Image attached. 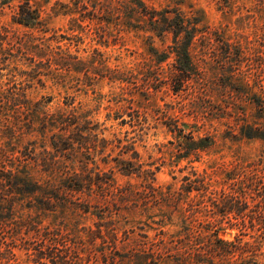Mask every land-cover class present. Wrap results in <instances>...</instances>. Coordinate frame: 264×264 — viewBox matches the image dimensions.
<instances>
[{
    "label": "rangeland",
    "instance_id": "374dc122",
    "mask_svg": "<svg viewBox=\"0 0 264 264\" xmlns=\"http://www.w3.org/2000/svg\"><path fill=\"white\" fill-rule=\"evenodd\" d=\"M31 1L46 22L48 36L54 42L60 40L61 46L68 47L66 50L72 56L92 59L101 69L102 77L99 76V81L93 86L86 87L82 85L83 80L79 82L66 75L50 73L49 76L42 77V82L21 75L23 71L32 70L28 67H33L40 60L46 61L50 56L41 57L34 48V52L28 51L16 44V38L32 35L31 31L12 21V8H0V30L6 31L9 35L6 43H10L4 45L8 54L0 60V188H3L0 190V215L6 218L3 222L0 220V247L3 242L5 244L2 247L4 256L1 257L0 264H38L33 249H39L41 240L33 232L30 234L28 230L32 227L23 229L15 241L12 239L11 225L16 219L28 216L41 223L51 234L59 230L61 242L57 246L53 245L50 252L67 257L69 264H97L98 261L99 264H110L114 257L126 255L136 247L147 249L151 246L150 240L145 238L146 233L155 242L162 239L163 230L170 237L186 235L184 227L193 221L206 224L222 223L225 230L219 233L220 238L255 243L256 238L263 234L262 230L256 228L252 231L248 227L240 226L244 222L251 225L252 221L264 217V203L260 205L254 193L246 199H236L231 207L232 212L227 215L217 214L211 201L218 198L219 192L224 191L229 195L234 192L235 186L227 184L224 180L225 168L231 169L238 164L249 166L264 158L262 141L241 138L238 133V124L245 121L261 123L264 126V118H259L254 104L256 98L253 95L264 96V65L259 67L255 62L258 52L264 59V0H144L148 5L157 8H176L178 5L186 13L195 10L202 14L207 30L205 36L196 40L193 56L203 70V78L190 81L179 97L172 92L170 95L165 93V89L149 96L146 90L147 82L143 77L132 78L125 75L124 80L129 81L131 92L138 93L134 94V98L128 94L130 90L123 91L111 82L115 74L110 71L116 65L131 69L139 62L147 60L150 56L149 45L145 33H119L118 26L104 23L110 19L109 14L118 13L121 8L120 0ZM114 20L117 22V19ZM217 32L225 40L242 47L247 55V61L235 69L237 76L232 87L243 85L245 88H252L248 97L243 98L229 90H217L222 81L217 79L214 71L223 67V60L217 49V37H220L215 34ZM35 35L38 33L35 32ZM35 42L42 44L39 40ZM170 44L171 40L164 43L155 39L153 42V46L160 51L167 50ZM163 67L168 66L164 64ZM14 83L22 84L28 100L41 101L43 107L40 109L48 113L67 110L69 104H66L70 102V97L75 98V105L71 107H78L80 112L84 113V118L90 124L88 126L95 137L98 140L103 139L102 143H97L94 155L84 151L85 158L92 159L95 163L94 172L102 174V179H115L114 187L130 188L140 198L151 197L147 209L163 206L157 203L158 197L170 199L171 207L164 206V211H144L146 209L142 203L137 207L132 205V202L126 203L122 210L125 225L118 231V241L116 244L107 241L109 245L103 241L102 249H105L107 256L99 255L97 251L101 249L92 241H87L91 228L97 229L96 222L100 221L97 217H82L75 212L64 217L57 208L43 214L28 209L33 205L34 195H21L16 190L6 188L1 183L2 175L21 165V170L28 171L38 181H44L45 168L36 160L44 156L54 158L55 155L50 153L53 152L49 146L51 128L45 127L42 112H39L38 116L32 110L36 109L34 107L27 109L8 106L3 98V93L13 91ZM166 84L167 82H164L161 86ZM120 100L123 102L119 103ZM209 107H215L218 111H210ZM173 120L178 121L180 125L187 123L189 129L193 126L198 131L196 136L203 137L210 133L215 137V146L208 153L202 154V161L194 163V168L183 170L187 165L186 161L181 162L180 166L170 168L164 164L161 166L162 160H158L162 157V152L172 148L168 145L172 137L164 125L172 123ZM139 126L149 129L143 132L135 130ZM117 139L125 146L132 143L135 150L131 151V147L116 148L113 152V145L119 146L115 141ZM104 140L107 143L103 142ZM128 151V155L120 157ZM132 153L133 157H140V163H153L151 170L155 171V174L149 178L145 175L146 180L137 175H122L119 168L114 169L119 158L132 159ZM65 168L66 166L61 167L62 170ZM251 170L247 169V172ZM112 171L115 175L111 178ZM205 172L208 191L194 197L183 195L188 182L196 179L197 173ZM245 174L241 173L236 180L241 182ZM147 182L154 185L157 193L148 190ZM102 186L105 191L107 185ZM93 196L95 199L91 200V211L95 214L101 211L108 213L107 200L102 199L100 194ZM181 198L184 199L182 203ZM142 211L144 213H141ZM158 221L161 222L157 223ZM2 223H5V233L2 232ZM108 232L114 235L112 230ZM57 233L56 231L55 234ZM8 246L12 247V254L9 253ZM66 250H70L69 255L65 254ZM257 255L264 264V245L259 247ZM42 264H51L50 259L43 260ZM119 264L132 263L127 259Z\"/></svg>",
    "mask_w": 264,
    "mask_h": 264
},
{
    "label": "trees",
    "instance_id": "16d2710c",
    "mask_svg": "<svg viewBox=\"0 0 264 264\" xmlns=\"http://www.w3.org/2000/svg\"><path fill=\"white\" fill-rule=\"evenodd\" d=\"M121 8L118 13L109 14V18L104 21L105 24L118 26L119 33L123 32H135L137 34L145 33L147 35V41L149 45V58L147 60L139 62L135 67L131 69L121 68L116 65L112 71L115 77L112 79V83L118 86L121 90H130L128 93L132 98L135 97L131 92L129 81L124 80V76L130 77H143L147 82V94L150 96L153 93H175L178 97L188 87L190 81H197L202 79L203 70L196 62L193 56V48L196 40L205 36L207 27L204 22V17L199 11L192 10L189 13L181 10L180 7L172 8L171 6L165 8H157L150 6L144 2V0H120ZM6 7L13 9L12 21L31 31L32 35L27 37L16 38V44L23 47L28 51L38 53L41 57L50 56L46 61L40 60L38 64H35L30 71H23L21 75L27 76L31 80H37L42 82L43 76H49V74H57L71 77L79 82L83 80L82 85L88 87L93 86L95 82L99 81L101 75V69L92 62V59H81L79 57L72 56L67 48L61 46V41L54 40L48 36L49 29L46 22L41 15L39 9H37L31 0H0V8ZM117 19V22L114 19ZM114 20V22L112 21ZM117 29V28H116ZM35 32L38 35H35ZM220 36L217 37V49L221 57L222 66L215 69L214 73L221 84H218L217 90H229L232 93L239 94L243 98L250 96L252 88H245L243 85L239 87H232L235 85L233 80L236 78V67H241L246 60V53L242 47H239L236 43L225 40L218 32L215 33ZM9 35L6 31L0 30V60L8 53L4 47L8 42ZM39 37V39H37ZM155 39L166 43L171 40V44L167 46V50L160 51L153 42ZM41 41L42 44L38 45L35 41ZM216 40V39H215ZM33 46V47H32ZM67 53H66V52ZM69 53V54H68ZM10 54V53H9ZM257 58L255 62L259 67L264 65V59L258 52L255 56ZM169 61H171L169 63ZM167 64V68L163 65ZM1 65V62H0ZM89 65V66H88ZM88 67V69H87ZM221 79V80H220ZM167 82L166 86H161L162 83ZM161 83V84H160ZM12 92L3 93L4 99L8 106L11 107H34L32 109L39 116V112L43 116V122L46 128H51V143L50 148L53 150L54 158H48L46 156L38 158L36 162L39 165L44 166V174L46 179L44 181H38L34 179L28 171H23L19 166L13 168L6 175H2L1 183L9 187L10 190H16L21 195L30 194L34 195L33 205L28 208L30 210H37L39 213L50 211L52 208H57L61 211L64 217L72 215V213L81 214L82 217L93 215L100 221L96 222L97 229L91 228L89 240L92 241L97 248L101 249L99 255L107 256L103 241L107 244V241H112L116 244L118 241V231L121 230L123 224L122 210L126 203L132 202V205L143 204L144 211L150 210H163L164 206L171 207L172 201L170 199H164L158 197V202L163 206L153 209H147L148 203L151 197L140 198L136 193L134 194L130 188L114 187L115 179L109 181L108 179H102L103 176L100 173L94 172V164L92 159H87L84 156L86 150L88 154L94 155L97 149V143H102V140H98L95 137L90 125L84 118V113L80 112L78 107H71L75 105V98L70 97V102L67 103L68 109L58 111L54 113H48L40 109L43 107L41 101L32 102L28 100L25 89L22 84L14 83ZM167 93V94H168ZM256 98L254 102L259 118H264V96L253 94ZM124 100V99H123ZM120 100V102H123ZM210 111H218L215 107H209ZM33 117V116H32ZM34 121V119H32ZM32 121V123H33ZM171 135L172 140L168 145L172 148H167L162 152V157L158 159L165 166L174 168L180 166L183 161L187 162V165L183 168H194L192 165L196 162L202 161V154L208 153L216 144L215 137L210 133L206 136H196L197 130L189 129L187 123L180 125L176 120L172 123L164 125ZM238 133L241 138L248 140H260L264 143V126L261 123H249L247 121L238 124ZM148 130L145 126H139L137 131L143 132ZM146 134V133H145ZM119 143V146L113 145L112 151L116 148L130 147L135 150V146L131 143L129 146L123 145L122 141L115 140ZM107 143L105 140L103 141ZM45 152L48 153V151ZM44 152V153H45ZM49 153V154H50ZM129 151L122 156L128 155ZM114 169L119 168L122 175L131 177L137 175L138 177L148 178L155 174V171L151 169L154 167L153 163L143 164L140 163V157L137 155L132 159L119 158ZM61 169V167H65ZM76 167H79L77 169ZM144 167H150L144 170ZM247 169H252L249 173ZM241 173H246L243 176L241 182L237 181V176ZM114 171H112L111 178L114 177ZM104 177V176H103ZM202 179V180H200ZM206 172L204 174L197 173V178L188 182L186 188L183 191V195L191 197L197 196L199 193L208 191ZM227 184L234 187L232 195L226 192H219L211 202L217 214L227 215L231 211L233 202L240 199H246L250 194L254 193L260 205L264 203V158H260L257 162L251 163L249 166L235 165L231 169L225 168V178ZM188 181V180H186ZM103 184L107 185V189L103 191ZM97 185V187H96ZM147 187L150 192L157 193L152 183L147 182ZM96 187V188H95ZM3 190V188H0ZM100 191V192H98ZM100 194L102 199L107 200V207L109 212L101 211L98 214L93 213L91 210V200ZM227 198H230L228 201ZM184 199L181 198V203ZM237 203V202H236ZM237 204H240L239 202ZM112 206V207H111ZM141 210V208H138ZM243 210V208H242ZM12 211V209L10 210ZM241 212V211H239ZM141 213H144L143 211ZM12 214V213H11ZM42 214H39L41 216ZM264 218V217H263ZM252 221L250 223H242L240 226L248 227L252 231L255 229L262 230L263 234L256 238L255 243L243 242L237 239L236 241H227L220 238L219 233L224 231L222 223H205L193 221L192 224L185 226L187 231L186 235L180 236H167L164 230L162 231V239L156 241L150 238L147 233L145 238L150 240L151 246L147 249H140L136 247L132 249L126 255H120L114 257L110 264H119L120 261L124 262L127 259L132 264H263L257 255L259 247L264 245V219ZM4 218L0 215V220L3 222ZM158 221L157 223H160ZM4 224L2 223V232L5 233ZM13 226V227H12ZM32 227V229H29ZM214 227L217 229H211ZM235 229V227H231ZM12 229V239L15 241L20 237V233L23 229H29L30 234L33 232L41 240L39 249H33L36 263L42 264L43 260L50 259L51 264H69L67 263V257H63L54 252H50L52 246L60 244L59 230L58 233L51 234L48 229L45 230L41 223H38L31 217H24L16 219ZM109 230L114 232L112 235ZM162 230V228H161ZM107 231V232H106ZM106 232V233H105ZM3 239V238H2ZM67 243V242H65ZM2 246L0 247V259L4 256L2 253ZM109 245V244H107ZM28 246V245H27ZM9 247V246H8ZM9 253L12 254V247H9ZM70 250H66L65 254L69 255ZM107 258V257H106ZM107 261V259H106ZM99 264V261L98 263Z\"/></svg>",
    "mask_w": 264,
    "mask_h": 264
}]
</instances>
